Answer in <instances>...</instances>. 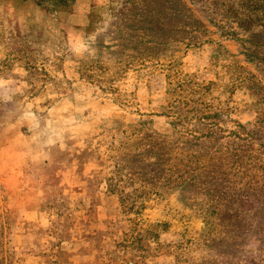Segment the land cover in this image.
I'll return each instance as SVG.
<instances>
[{"label":"rangeland","instance_id":"1","mask_svg":"<svg viewBox=\"0 0 264 264\" xmlns=\"http://www.w3.org/2000/svg\"><path fill=\"white\" fill-rule=\"evenodd\" d=\"M228 2L0 0V264H264V37Z\"/></svg>","mask_w":264,"mask_h":264},{"label":"trees","instance_id":"2","mask_svg":"<svg viewBox=\"0 0 264 264\" xmlns=\"http://www.w3.org/2000/svg\"><path fill=\"white\" fill-rule=\"evenodd\" d=\"M41 3H50L54 7L66 6L69 2L74 0H39ZM226 13L231 18L229 20L243 31L244 34H248L249 41L256 43L261 37H264V0H229L227 3ZM237 32V31H236ZM235 33V31L233 32ZM247 41L248 39L245 38ZM165 159V156H161V161ZM162 170H165L163 167ZM169 168L167 171L169 172ZM172 173V172H171ZM172 174H169L171 180ZM175 177L173 180H176Z\"/></svg>","mask_w":264,"mask_h":264}]
</instances>
